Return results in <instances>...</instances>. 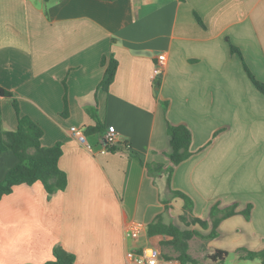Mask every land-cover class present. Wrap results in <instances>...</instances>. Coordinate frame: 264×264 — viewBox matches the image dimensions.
<instances>
[{
  "label": "crops",
  "instance_id": "obj_1",
  "mask_svg": "<svg viewBox=\"0 0 264 264\" xmlns=\"http://www.w3.org/2000/svg\"><path fill=\"white\" fill-rule=\"evenodd\" d=\"M230 44L264 82V0H0V86L43 129L42 146L61 143L67 180L50 195L36 182L0 198V264H45L56 247L72 264H126L129 250L153 245L147 225L182 207L165 174L146 168L169 164L167 122L190 130L193 153L174 167L171 188L200 219L214 204H250L245 239L263 247L264 94ZM110 54L117 68L105 91ZM0 117L2 131L16 128L9 98L0 97ZM96 121L104 130L85 133L90 152L70 127ZM108 125L128 149L98 152ZM16 162L0 153V181ZM132 223L143 225L136 238L125 235Z\"/></svg>",
  "mask_w": 264,
  "mask_h": 264
},
{
  "label": "trees",
  "instance_id": "obj_2",
  "mask_svg": "<svg viewBox=\"0 0 264 264\" xmlns=\"http://www.w3.org/2000/svg\"><path fill=\"white\" fill-rule=\"evenodd\" d=\"M111 1V0H107ZM196 21L204 27L200 17L194 13ZM230 53H235L239 56L244 72L246 73L249 81L253 87L260 93L264 94V82L260 81L247 67L244 58L240 50L230 44ZM104 66V72L102 78L98 84V88L107 91L109 85L112 83L116 68L117 61L112 54L109 57H103L101 61ZM0 97L9 98L11 105L16 116V128L13 131L1 130V117H0V153L10 151L17 159L16 164L10 168L3 179L0 181V198L10 194L14 187L18 185H32L36 182H40L47 194L50 195L53 192L63 190L66 186V174L59 168L58 160L61 156L62 149L61 143L56 142L52 146H42L41 138L43 136V129L40 125L31 119L27 115H23L20 111L18 101L16 97L9 90L0 86ZM93 109H90V115L92 118H96L93 113ZM103 126L96 121L94 126H88L85 128V133L102 132ZM166 132L169 137L170 151L167 153L169 164L163 166L162 164H147L146 168L150 174L163 173L166 176V184L168 191L171 193L172 198H180L182 200L183 215H179V219L186 225L192 226L199 225L202 229H207L208 225L211 227V232L208 236L213 237L216 235V228L222 220L237 213V205L232 204L230 206L220 208L218 204H214L210 208L209 220L200 219L192 215L193 201L186 193L174 190L170 186L171 175L176 165L182 161L188 159L193 153L190 151L191 132L183 124H172L167 122ZM128 149L129 145L126 142H116L114 144L107 145L108 151L115 152L121 150V148ZM135 157L139 160V156L135 154ZM168 207L166 206V209ZM251 211V205L248 204L243 210L244 215L249 217ZM190 216L188 221L184 217ZM196 234L193 229H180L172 222L165 220L163 214H158L146 227L147 236H166L170 238V243L174 249L178 252L176 257L181 264H196L188 253V240ZM165 258H169L162 255ZM226 252L222 249H215L210 255L212 261L219 264ZM249 259H258L259 264H264V248L251 251L246 254ZM74 257L72 254L64 251L63 249L56 247L53 249V259L47 261L45 264H72Z\"/></svg>",
  "mask_w": 264,
  "mask_h": 264
},
{
  "label": "rangeland",
  "instance_id": "obj_3",
  "mask_svg": "<svg viewBox=\"0 0 264 264\" xmlns=\"http://www.w3.org/2000/svg\"><path fill=\"white\" fill-rule=\"evenodd\" d=\"M245 208L242 210L237 209L236 214L222 220L221 223H224L223 226L219 229L218 227L221 223L218 225L215 230L216 235L213 237L208 236L211 232L210 225H208L207 229H202L199 225L192 226L191 224H188V226H186L179 219V215L183 213L182 209L180 212L177 208L174 210L169 209L166 221L174 223L180 229L195 230L196 234L192 236L187 243L188 253L196 264H217L210 258V255L215 251V249H222L226 252V256L219 264H259L258 259L251 260L246 257L248 252L263 249L264 245L263 247H260L261 245L252 244L250 241L245 239L247 233H245L242 229V224L245 223V220L247 221L250 218V215L249 217L244 215L243 210H245ZM203 214L206 220H209L210 211L209 213L203 212ZM184 218L188 221L190 216L186 215ZM169 241L170 238L166 236H158L152 244L160 250L162 255L176 258L178 256V252Z\"/></svg>",
  "mask_w": 264,
  "mask_h": 264
},
{
  "label": "built area",
  "instance_id": "obj_4",
  "mask_svg": "<svg viewBox=\"0 0 264 264\" xmlns=\"http://www.w3.org/2000/svg\"><path fill=\"white\" fill-rule=\"evenodd\" d=\"M165 54L161 53L157 55L154 67L152 70L153 77L159 76L165 65ZM71 135L81 143L88 151L92 152V145L88 141L87 135L84 130L80 127L71 126ZM121 139L120 132L113 126L108 125L102 135H100L99 142L100 148L99 153H105L108 151L107 145L114 144ZM143 230V225L141 223H132L129 228L125 231V235L131 238H136L139 236ZM127 263L126 264H181L177 258H165L162 256L160 250L153 245H145L137 250H129L126 254Z\"/></svg>",
  "mask_w": 264,
  "mask_h": 264
}]
</instances>
